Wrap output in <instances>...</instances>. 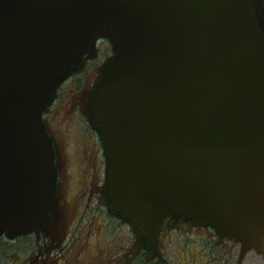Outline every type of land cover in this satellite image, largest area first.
Wrapping results in <instances>:
<instances>
[{
  "label": "water",
  "instance_id": "water-1",
  "mask_svg": "<svg viewBox=\"0 0 264 264\" xmlns=\"http://www.w3.org/2000/svg\"><path fill=\"white\" fill-rule=\"evenodd\" d=\"M101 38L111 198L264 251V0H0V231L63 216L45 111ZM34 264H106L93 252Z\"/></svg>",
  "mask_w": 264,
  "mask_h": 264
},
{
  "label": "flooded vegetation",
  "instance_id": "flooded-vegetation-1",
  "mask_svg": "<svg viewBox=\"0 0 264 264\" xmlns=\"http://www.w3.org/2000/svg\"><path fill=\"white\" fill-rule=\"evenodd\" d=\"M113 47L101 38L97 54L72 70L45 111L58 174L50 214L61 209L63 216L14 236L0 231V264H34L71 252L96 253L106 264H264V251L204 216L151 219L111 198L103 123L90 108Z\"/></svg>",
  "mask_w": 264,
  "mask_h": 264
}]
</instances>
